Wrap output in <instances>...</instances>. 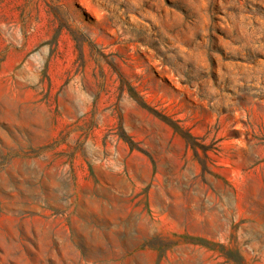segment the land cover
Listing matches in <instances>:
<instances>
[{"label": "rangeland", "instance_id": "obj_1", "mask_svg": "<svg viewBox=\"0 0 264 264\" xmlns=\"http://www.w3.org/2000/svg\"><path fill=\"white\" fill-rule=\"evenodd\" d=\"M0 264H264V0H0Z\"/></svg>", "mask_w": 264, "mask_h": 264}]
</instances>
